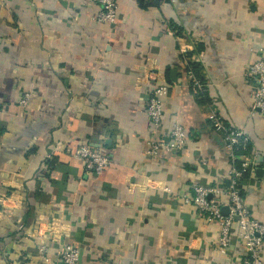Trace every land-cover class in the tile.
<instances>
[{"label": "crops", "instance_id": "crops-1", "mask_svg": "<svg viewBox=\"0 0 264 264\" xmlns=\"http://www.w3.org/2000/svg\"><path fill=\"white\" fill-rule=\"evenodd\" d=\"M118 3L109 24L89 0H0V264H59L64 242L79 246V264H242L241 241L223 253L219 223L181 197L228 182L216 108L249 138L255 166L241 191L264 222V117L245 71L264 48V0ZM193 62L202 101L184 71ZM149 73L171 85L165 120L184 124L182 153L147 152ZM83 143L114 162L90 174L68 152Z\"/></svg>", "mask_w": 264, "mask_h": 264}, {"label": "built area", "instance_id": "built-area-1", "mask_svg": "<svg viewBox=\"0 0 264 264\" xmlns=\"http://www.w3.org/2000/svg\"><path fill=\"white\" fill-rule=\"evenodd\" d=\"M89 1L99 4L100 10L97 17L100 22L113 24L117 21L119 16L118 0ZM170 33L173 34V32ZM188 51L186 46L180 49L181 54L187 60L190 59ZM245 71L246 75L255 83L252 91L251 111L252 113L259 112L264 117V48L260 49L259 58L250 63ZM186 73L192 82L195 93L203 94L208 89V83L202 82L191 66ZM148 77L154 81L158 79L157 75L154 76L150 73ZM170 88V84L160 83L158 79L157 84L150 90L146 102L145 112L150 121L147 152L152 156L162 151L182 153L189 141L184 124L177 120L171 126L166 125L165 107ZM30 97L29 93H25L19 100V105L26 108L30 103ZM208 115L213 129L225 135L226 146L231 158V166L227 174L228 182L225 183L227 180L221 179L215 184L194 183L190 186L192 194L185 193L181 199L184 203L193 204L200 215L219 223L218 246L223 253L228 251L232 240L237 239L245 247L242 264H264V222L255 217L240 187L244 176L254 170L255 161L248 152L235 153V149L240 146L243 150H247L249 138L244 135L243 130L228 125L216 108L211 109ZM68 152L73 159L81 161L85 169L94 176L101 174L114 162L107 153L94 149L87 143L80 144L74 149L68 148ZM164 189L169 191V187ZM225 209H228L227 213L224 212ZM37 246L41 258L44 261H49L50 245L43 237ZM58 257L59 264H79L81 249L73 243H61Z\"/></svg>", "mask_w": 264, "mask_h": 264}, {"label": "trees", "instance_id": "trees-1", "mask_svg": "<svg viewBox=\"0 0 264 264\" xmlns=\"http://www.w3.org/2000/svg\"><path fill=\"white\" fill-rule=\"evenodd\" d=\"M161 1L162 0H138L139 6L141 8H144V9H147L148 7H159V5L161 4ZM183 34H184L183 31H181V29H180L177 32L178 38L181 39V37H183ZM191 65H192L191 66L192 70L194 71V73H196L197 77L202 82L205 81V80H202V78H201V74L199 72L200 68H199L198 63L197 62H193ZM188 68H189V66L184 67L185 73L188 70ZM189 87L193 89L191 81L189 82ZM195 94H196L197 97H199L198 99H200V101H202V99H203L202 97H203L204 94H198V93H195ZM250 150H251V146H250V143H248L247 144V150H243L242 146H240V147H237L235 149V153H237V154H242V153H247V152L249 153ZM248 176H249L248 174L246 176H244L245 178L242 179L240 187L242 186V184L246 183V179H248ZM225 183H227V181ZM241 190H242V187H241Z\"/></svg>", "mask_w": 264, "mask_h": 264}, {"label": "water", "instance_id": "water-1", "mask_svg": "<svg viewBox=\"0 0 264 264\" xmlns=\"http://www.w3.org/2000/svg\"><path fill=\"white\" fill-rule=\"evenodd\" d=\"M224 212H227V210L225 209Z\"/></svg>", "mask_w": 264, "mask_h": 264}]
</instances>
